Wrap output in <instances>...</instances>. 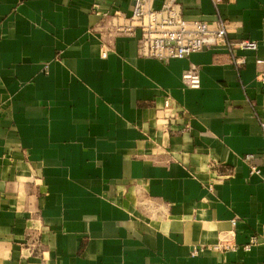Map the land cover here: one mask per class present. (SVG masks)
I'll return each instance as SVG.
<instances>
[{"label":"crops","instance_id":"1","mask_svg":"<svg viewBox=\"0 0 264 264\" xmlns=\"http://www.w3.org/2000/svg\"><path fill=\"white\" fill-rule=\"evenodd\" d=\"M132 3L0 0V264H264V0H179L259 48L169 61L112 35Z\"/></svg>","mask_w":264,"mask_h":264},{"label":"built area","instance_id":"2","mask_svg":"<svg viewBox=\"0 0 264 264\" xmlns=\"http://www.w3.org/2000/svg\"><path fill=\"white\" fill-rule=\"evenodd\" d=\"M211 1L218 9L225 0ZM154 2L155 0H133L131 15L128 20L119 21V17L118 20L113 22L111 30L112 35L117 36L135 35L137 29H139L141 32L139 40L140 52L144 56L153 57L161 61H169L174 58L189 57L193 53L217 46H226L231 51L236 49L248 51L259 48V43L255 39H230L228 33L229 22L220 14L213 23L201 19H187L182 13L179 0H164L160 7H155ZM94 12L104 18L111 15L109 10L101 8L100 5L94 7ZM109 50V46L103 44L102 56H107ZM235 61L237 64H242L245 59L243 57L236 58ZM257 63H264V59H257ZM199 70L196 65L190 66L184 74L186 85L190 87L199 86ZM262 82L264 83V75L262 76ZM172 104V97L167 94L163 108L171 107ZM185 128H187V125ZM262 128L264 129V122H262ZM261 157L264 158V150ZM255 158V154L245 155V159L251 162V173H259L261 171L260 167L253 163ZM233 223L235 225L237 221L234 219ZM259 242V237L252 235L250 242L245 245V248L249 250L252 245ZM235 248L233 243H221L214 246L195 245L191 250V254L197 256L204 253L207 249L229 250Z\"/></svg>","mask_w":264,"mask_h":264}]
</instances>
